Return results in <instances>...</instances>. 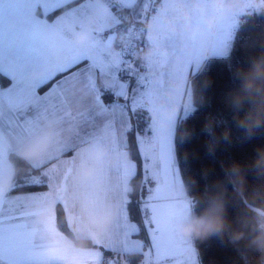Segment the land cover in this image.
<instances>
[{"label": "crops", "instance_id": "1", "mask_svg": "<svg viewBox=\"0 0 264 264\" xmlns=\"http://www.w3.org/2000/svg\"><path fill=\"white\" fill-rule=\"evenodd\" d=\"M38 1L32 45L15 47L0 60V70L11 78L8 86L0 87V224L4 229L0 262L102 264L105 250L128 249L134 222L128 213L126 185L137 164L127 148L132 126L129 104L120 101L134 96V77L123 71L119 33L114 29L119 18L106 0H82L53 17L50 12L72 0ZM140 18L142 46L134 66L148 51L150 19L144 9ZM57 20L67 27L58 29ZM86 23L92 26V33L86 34L90 50L76 49L74 39ZM105 92L115 98L106 101ZM129 107L134 110L132 104ZM45 133L46 147L29 160L41 170L28 179L48 187L11 193L15 168L10 154H19L23 143ZM54 188L59 193H49ZM59 201L73 233L91 239L93 246H78L62 230L58 235ZM9 229H16L20 238L15 247ZM58 245L64 248L60 256Z\"/></svg>", "mask_w": 264, "mask_h": 264}, {"label": "trees", "instance_id": "2", "mask_svg": "<svg viewBox=\"0 0 264 264\" xmlns=\"http://www.w3.org/2000/svg\"><path fill=\"white\" fill-rule=\"evenodd\" d=\"M80 1L72 0L50 12L49 16L53 17ZM106 1L118 15L119 22L114 27L118 36L133 21L143 29L140 17L144 0L131 6L115 0ZM258 63L264 65V6L241 16L228 55L209 57L189 77L195 108L179 121L176 129L178 164L187 192L194 198L193 218L211 216L219 210L225 224L219 231L194 233L203 264H264V115L261 123L251 130L241 122L242 117L254 110L260 90H257L256 97L246 96L242 103L238 104L235 99L243 92L245 74H252L257 81L264 80V74L256 71ZM10 83L11 78L0 70V87ZM114 98V94L104 93L106 101ZM126 100L120 98L122 102ZM127 107L132 122L127 148L130 158L137 164V172L130 180L127 208L131 220L139 226L134 236L140 238L147 248L152 241L147 211L143 207L146 189L143 158L137 140L136 113L129 105ZM10 159L15 168L11 193L48 187L46 183H34L28 179L41 167H35L15 152L10 154ZM57 222L60 230L78 246L94 245L91 239L73 233L60 201L57 203ZM108 259L139 264L144 259V251L105 250L103 262Z\"/></svg>", "mask_w": 264, "mask_h": 264}, {"label": "rangeland", "instance_id": "3", "mask_svg": "<svg viewBox=\"0 0 264 264\" xmlns=\"http://www.w3.org/2000/svg\"><path fill=\"white\" fill-rule=\"evenodd\" d=\"M36 1L0 0V60L15 47L32 45L33 35L37 33L32 27L38 22L32 19L40 7V2ZM115 1L127 5L134 0ZM144 1V14L150 19L147 55L134 66L137 56L123 66V71L134 77V96L126 102L132 104L136 113L146 188L143 207L147 209L152 243L145 248L143 241L132 235L139 226L131 222L128 249L123 252L144 251V259L139 264H203L194 233L180 230L181 224L193 219L194 198L187 192L178 164L176 129L179 121L195 108L190 74L209 57L228 55L241 16L261 9L264 0ZM55 23L58 29L67 27L63 21ZM39 31H43L42 27ZM90 32L92 26L86 23L81 35L74 39V48L90 50L86 37ZM121 61L123 64V56ZM138 105L141 108L137 110ZM126 186L130 189V182ZM49 193H59V189L54 188ZM56 231L61 235L57 220ZM63 250L57 246L58 256ZM120 262L129 264L128 261Z\"/></svg>", "mask_w": 264, "mask_h": 264}, {"label": "clouds", "instance_id": "4", "mask_svg": "<svg viewBox=\"0 0 264 264\" xmlns=\"http://www.w3.org/2000/svg\"><path fill=\"white\" fill-rule=\"evenodd\" d=\"M256 71L264 74V65L257 64ZM257 90H260V94L257 98V102L254 110H250L244 117L241 118V122L251 128L258 126L261 123V116L264 115V80L257 81L252 74H245L243 92L236 96V102L242 103L246 96L256 97ZM48 134L45 133L40 137L23 143L20 146L19 154L23 159L31 160L37 156L47 145ZM264 160V157H262ZM224 220L217 210L211 216L198 217L189 220L186 223L180 225V230L185 233H196L208 231H219L224 228Z\"/></svg>", "mask_w": 264, "mask_h": 264}, {"label": "built area", "instance_id": "5", "mask_svg": "<svg viewBox=\"0 0 264 264\" xmlns=\"http://www.w3.org/2000/svg\"><path fill=\"white\" fill-rule=\"evenodd\" d=\"M142 33V26L133 21L130 22L123 30L122 34L118 36V42L122 48L124 66L129 65L138 55L141 47ZM102 264H121V262L116 259H108Z\"/></svg>", "mask_w": 264, "mask_h": 264}, {"label": "snow or ice", "instance_id": "6", "mask_svg": "<svg viewBox=\"0 0 264 264\" xmlns=\"http://www.w3.org/2000/svg\"><path fill=\"white\" fill-rule=\"evenodd\" d=\"M10 233H12L11 240H12V246L15 247L17 242L19 241V236L17 235L16 229H9ZM3 225L0 224V248L3 247Z\"/></svg>", "mask_w": 264, "mask_h": 264}]
</instances>
